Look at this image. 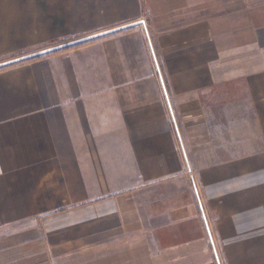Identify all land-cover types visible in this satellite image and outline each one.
<instances>
[{
  "label": "crops",
  "instance_id": "1",
  "mask_svg": "<svg viewBox=\"0 0 264 264\" xmlns=\"http://www.w3.org/2000/svg\"><path fill=\"white\" fill-rule=\"evenodd\" d=\"M0 264H264V0H0Z\"/></svg>",
  "mask_w": 264,
  "mask_h": 264
},
{
  "label": "water",
  "instance_id": "2",
  "mask_svg": "<svg viewBox=\"0 0 264 264\" xmlns=\"http://www.w3.org/2000/svg\"><path fill=\"white\" fill-rule=\"evenodd\" d=\"M142 23L143 22H135V23H132V24H129V25H126V26H123V27H120V28H117V29H114V30L106 31V32H103V33H100V34H96V35H93V36H89V37L83 38V39H79V40H75V41L68 42V43H65V44H61V45H58V46H55V47H52V48H49V49L34 53V54H30V55L19 57V58L10 60V61H6V62H3V63L0 64V68L6 67V66H9V65H12V64H16V63H19V62H22V61H26V60H29V59H32V58H35V57H38V56H41V55H45V54H48V53L59 51V50L65 49L67 47L74 46V45H77V44H80V43H83V42H86V41H90L92 39H95V38H98V37H101V36H104V35H107V34H110V33H114V32H117V31H121V30L130 28V27L142 24Z\"/></svg>",
  "mask_w": 264,
  "mask_h": 264
},
{
  "label": "trees",
  "instance_id": "3",
  "mask_svg": "<svg viewBox=\"0 0 264 264\" xmlns=\"http://www.w3.org/2000/svg\"><path fill=\"white\" fill-rule=\"evenodd\" d=\"M68 48H70V47H68ZM68 48H66V49H68Z\"/></svg>",
  "mask_w": 264,
  "mask_h": 264
},
{
  "label": "rangeland",
  "instance_id": "4",
  "mask_svg": "<svg viewBox=\"0 0 264 264\" xmlns=\"http://www.w3.org/2000/svg\"><path fill=\"white\" fill-rule=\"evenodd\" d=\"M140 25V24H139ZM71 47V46H70ZM68 48V47H67Z\"/></svg>",
  "mask_w": 264,
  "mask_h": 264
}]
</instances>
